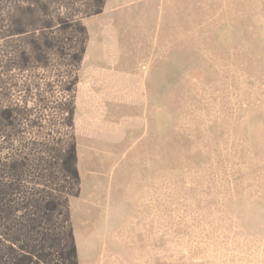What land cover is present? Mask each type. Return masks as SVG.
Instances as JSON below:
<instances>
[{
  "label": "rangeland",
  "instance_id": "374dc122",
  "mask_svg": "<svg viewBox=\"0 0 264 264\" xmlns=\"http://www.w3.org/2000/svg\"><path fill=\"white\" fill-rule=\"evenodd\" d=\"M0 264H264V0H0Z\"/></svg>",
  "mask_w": 264,
  "mask_h": 264
}]
</instances>
